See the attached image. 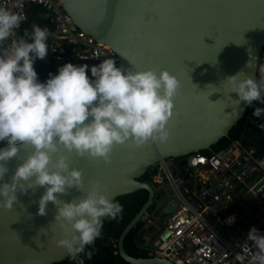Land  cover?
<instances>
[{
    "label": "water",
    "instance_id": "water-1",
    "mask_svg": "<svg viewBox=\"0 0 264 264\" xmlns=\"http://www.w3.org/2000/svg\"><path fill=\"white\" fill-rule=\"evenodd\" d=\"M58 1L73 26L115 51L124 69L168 70L180 81L179 93L174 98L173 117L167 125L170 136L166 142L149 141L139 148L132 144L115 145L110 164H105L102 158L78 157L74 151L67 152L62 148L52 157L55 161L57 155H65L70 169L82 171L85 189L99 182L113 201L119 196L146 190L147 201L118 238V255L129 264H173L157 257L134 258L124 250L126 235L159 199L148 182L138 179L145 173L154 175V165L160 161L209 149L228 137L232 127L243 118L248 105L244 102L236 105L234 100L238 96L230 93L224 81L240 71L256 79L258 57L264 46V0ZM236 148L242 151L233 141L218 156L229 165ZM32 151L31 146H22L7 162L9 171L0 183H10L17 165ZM177 166L186 180L184 191L201 207L200 201L189 190L193 186L192 170L183 159ZM261 176V172L251 173L245 186L238 184L236 199L241 198L253 185V180ZM263 182L261 180L253 192ZM44 191V187L23 193L18 190L13 209L0 208V264H56L69 257L64 248L56 245L62 238V229L55 223L56 206L49 202L46 214H38V201ZM84 194L73 187L66 195H57L59 199L71 202ZM202 202L217 207L208 197ZM175 208L176 204L172 203L163 206L160 212L170 215ZM102 219L104 221L106 217Z\"/></svg>",
    "mask_w": 264,
    "mask_h": 264
},
{
    "label": "clouds",
    "instance_id": "clouds-1",
    "mask_svg": "<svg viewBox=\"0 0 264 264\" xmlns=\"http://www.w3.org/2000/svg\"><path fill=\"white\" fill-rule=\"evenodd\" d=\"M25 19L0 7V142L6 145L0 148V181L9 171L7 162L22 146L33 149L17 165L11 182L0 183V208L11 211L18 190L44 187L38 214H46L49 202L56 206L55 223L62 229L56 245L74 261L81 254L91 259L93 251L88 249L102 236V218L117 219L123 207L105 194L99 182L85 189L82 171L70 169L65 155H57L55 161L53 155L62 148L110 164L115 145L139 148L149 141L166 142L181 84L168 70H126L113 58L90 68L65 63L40 82L34 63L37 58L46 60L48 40L55 33L33 24L20 35L17 30ZM224 82L230 93L237 94L236 105L264 103V78L256 80L240 71ZM253 116L264 117V108H256ZM73 187L85 194L71 202L58 198ZM246 241L255 249L248 264H264V234L253 227Z\"/></svg>",
    "mask_w": 264,
    "mask_h": 264
},
{
    "label": "built area",
    "instance_id": "built-area-1",
    "mask_svg": "<svg viewBox=\"0 0 264 264\" xmlns=\"http://www.w3.org/2000/svg\"><path fill=\"white\" fill-rule=\"evenodd\" d=\"M0 7L26 17L18 30L27 21L32 7L43 10L55 33L49 48L53 75L65 63L87 64L90 68L105 58H113L117 67L121 66L115 51L73 26L58 0H0ZM261 67H264V46L258 57L256 80L264 78ZM87 74L91 78L90 71ZM256 108H264V103L253 101L252 105H248L245 124L257 132L264 143V117L253 116ZM235 142L243 152L236 148L229 165L218 154L205 156L196 153L179 158L178 162L185 160L186 166L192 170V178L199 177L201 189L195 197L201 207L184 191L186 180L175 169L178 168L177 163L166 159L154 165L156 173L150 175L148 184L154 192L160 191L166 196L159 211L172 203L176 204V208L172 214L162 215L161 212L157 214L154 207L151 214L148 213L141 221L148 258H162L173 264H248L254 251L250 241H246L247 234L251 228L258 229L264 225V182L255 192L252 190L264 180V156L256 157L240 142ZM3 145L0 142V147ZM202 171L213 177H202ZM217 172L220 174L216 175ZM256 172L262 173L261 178L253 180L247 192L236 199V186L240 183L244 185L247 176ZM247 193L250 196H246ZM207 197L217 207L212 208L208 202H202ZM242 215L248 216V220ZM151 227H154L152 232L149 231Z\"/></svg>",
    "mask_w": 264,
    "mask_h": 264
},
{
    "label": "trees",
    "instance_id": "trees-1",
    "mask_svg": "<svg viewBox=\"0 0 264 264\" xmlns=\"http://www.w3.org/2000/svg\"><path fill=\"white\" fill-rule=\"evenodd\" d=\"M33 24H38L41 27H48L51 31V24L49 23L48 18L46 17L43 10L39 7H32L28 11L27 21L24 23L22 28L18 30L20 35L23 34L24 30H31ZM52 37H49L48 44L50 48V42ZM34 69L37 72L38 80L40 82H45L49 78V74H52V60L50 49L46 60H41L37 58L34 63ZM245 115L241 118L235 126L228 133V137L220 139L216 144L212 145L207 150H201L198 154L210 156L213 154H218L220 151L227 149L233 141H238L242 144L243 147L246 145V135L248 131V126L245 124ZM258 145L264 149V143L259 140ZM258 146V147H259ZM259 147V148H260ZM258 151H254L253 155L260 157ZM175 163L179 159H172ZM150 174L145 173L138 180L140 182H149ZM157 196V195H156ZM158 197V196H157ZM148 192L146 190H139L127 195H122L117 197L114 202H118L123 207V212L121 215L115 219H106L103 221L102 236L95 241L94 246H91L90 249L93 251V256L91 259H88L86 256L81 254L77 258V261L73 260V264H78V260L83 259V264H129L125 262L119 255L117 251V241L120 233L129 223V221L135 216L136 213L141 209L144 203L147 201ZM155 203L152 207L148 209V213L154 210ZM143 222H138L126 235L123 247L126 253L134 258H148L147 251L140 248L141 244V235ZM254 251V250H253ZM69 257L64 261L56 264H67Z\"/></svg>",
    "mask_w": 264,
    "mask_h": 264
},
{
    "label": "crops",
    "instance_id": "crops-1",
    "mask_svg": "<svg viewBox=\"0 0 264 264\" xmlns=\"http://www.w3.org/2000/svg\"><path fill=\"white\" fill-rule=\"evenodd\" d=\"M24 25V24H23ZM22 28V27H21ZM18 32V31H17ZM51 32H52V25H51ZM53 38V37H52ZM246 145H245V149H247L248 151H250L252 154L254 153V151H258L257 153L260 154V157H263L264 156V149H262V147H260L258 145V141L260 140L259 139V136L257 134V132H255L253 129H248L247 131V135H246ZM262 143V142H261ZM244 146V145H243ZM260 148H259V147ZM178 163V162H177ZM178 167V166H177ZM179 168V167H178ZM175 168L179 173H180V168ZM201 173H203L202 177H213L212 175L210 174H206L204 171H202ZM199 178V177H198ZM198 178L194 177L193 176V186L191 188V192L193 193V196H196L197 193H198V189L197 187L200 186V181L198 180ZM243 216V215H242ZM246 220H248V216L244 215L243 216ZM141 222V221H140ZM241 229L242 227L239 226ZM143 228H142V235H141V244H140V248H142L143 250L146 251V244H145V241L143 239ZM261 234H264V225L260 228L257 229ZM123 231V230H122ZM121 234V233H120ZM146 234H147V231H146ZM120 236V235H119ZM250 245H251V242H250ZM117 247V246H116ZM252 247V245H251ZM254 251L255 249L252 248ZM71 260L72 259H69V261L67 262V264H70L71 263ZM73 264V260H72V263Z\"/></svg>",
    "mask_w": 264,
    "mask_h": 264
},
{
    "label": "rangeland",
    "instance_id": "rangeland-1",
    "mask_svg": "<svg viewBox=\"0 0 264 264\" xmlns=\"http://www.w3.org/2000/svg\"><path fill=\"white\" fill-rule=\"evenodd\" d=\"M149 182H150V179H149ZM154 193H155V196L157 195L159 197V199L155 201V208H156V213L160 214L159 207L161 203L165 201L166 196L163 194V192H160V191H155ZM153 230H154V227H151L149 231L152 232Z\"/></svg>",
    "mask_w": 264,
    "mask_h": 264
},
{
    "label": "flooded vegetation",
    "instance_id": "flooded-vegetation-1",
    "mask_svg": "<svg viewBox=\"0 0 264 264\" xmlns=\"http://www.w3.org/2000/svg\"><path fill=\"white\" fill-rule=\"evenodd\" d=\"M71 263H72V260H71ZM71 263H70V264H71Z\"/></svg>",
    "mask_w": 264,
    "mask_h": 264
}]
</instances>
